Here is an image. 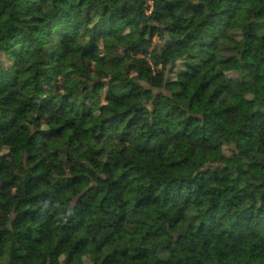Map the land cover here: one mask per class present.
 I'll return each instance as SVG.
<instances>
[{"label":"clouds","instance_id":"1","mask_svg":"<svg viewBox=\"0 0 264 264\" xmlns=\"http://www.w3.org/2000/svg\"><path fill=\"white\" fill-rule=\"evenodd\" d=\"M0 264H264V0H0Z\"/></svg>","mask_w":264,"mask_h":264}]
</instances>
